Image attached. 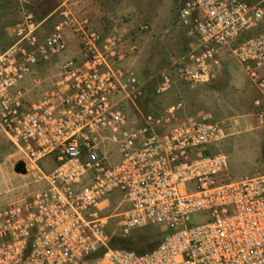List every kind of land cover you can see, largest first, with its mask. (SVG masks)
Here are the masks:
<instances>
[{"label":"built area","instance_id":"2783aa9c","mask_svg":"<svg viewBox=\"0 0 264 264\" xmlns=\"http://www.w3.org/2000/svg\"><path fill=\"white\" fill-rule=\"evenodd\" d=\"M263 3L183 0L177 12L191 38L180 75L205 80L227 48L255 84L262 125L264 30L248 31ZM40 24L29 15L0 45V136L45 183L0 205V264H264V172L223 178L227 155L207 150L227 136L226 120L182 114L181 99L143 112L145 80L124 64L135 44L125 46L117 30L100 35L67 4L48 33ZM67 29L79 51L60 60ZM147 30L139 24L128 39ZM172 78L163 71L153 94ZM110 203L123 206L117 236L158 226V242L142 252L110 246Z\"/></svg>","mask_w":264,"mask_h":264},{"label":"rangeland","instance_id":"374dc122","mask_svg":"<svg viewBox=\"0 0 264 264\" xmlns=\"http://www.w3.org/2000/svg\"><path fill=\"white\" fill-rule=\"evenodd\" d=\"M35 1V4L26 6L32 12V18L36 22H41L40 18L45 14V9L54 6V0ZM182 2L183 0H174L173 20L175 22H177V12ZM52 22V17L41 22L40 31L44 34L48 33L53 24ZM11 24L16 25V23L12 22L8 27L13 26ZM5 27H0V31L4 30ZM258 30H264V15L259 26L249 30L248 33H255ZM148 31H142L138 35L144 33L149 38ZM6 40L7 38L0 34V44L6 43ZM153 41V44L146 51H142L140 76L145 80L146 88L145 97L139 102L140 109L143 112L149 110L163 111L166 108L163 105H169L176 99H181L184 105V88L191 90V92H186L187 95H190V97L188 96L189 101L199 103L198 100L194 99L192 90L201 84L190 85L199 82L195 80H188L189 85L182 82L183 86L185 85L184 88H179L168 101H163L162 99L170 92L173 86L163 94H153L155 85L160 81L161 73L163 71L169 72L168 65L174 59L181 58L185 53L181 33H176L175 36L170 37L157 36L153 38ZM63 54H65V51L59 55L60 60ZM221 64L219 73L209 84L212 85V88L222 89L225 92L224 98L226 101L218 100L216 103H207L206 106L208 110L214 112L218 117H227L225 120L228 124V131L227 136L221 142L209 145L207 150L210 152H223L227 155V166L223 171V178L239 179L244 176L263 173L264 125L258 121V107L254 104L255 99L258 98L257 89L250 76L234 58L226 54L221 60ZM50 66L51 68L56 67L53 64ZM131 67L134 68L133 66ZM231 85L233 86L232 92H229L230 89L227 90V88H230ZM196 90L199 91L200 88ZM16 158L17 155L11 143L5 137L0 136V205L29 198L45 185L43 180L36 179L39 174L38 170L28 169L24 174L14 172L13 165L16 162ZM40 166L45 172L50 168L51 163L45 160ZM113 198H117V195H113ZM122 210L123 206L117 207V204L110 203L104 211V214L112 215L108 219L107 226L112 237H117L118 235L116 228L117 214ZM192 219L195 220L196 216H192ZM139 233L145 235L147 240L151 242L152 240H159L162 231L161 227L150 226L140 230ZM141 247L146 246L142 244Z\"/></svg>","mask_w":264,"mask_h":264},{"label":"crops","instance_id":"0c3cea01","mask_svg":"<svg viewBox=\"0 0 264 264\" xmlns=\"http://www.w3.org/2000/svg\"><path fill=\"white\" fill-rule=\"evenodd\" d=\"M35 2V0H0V27L6 26L4 30L0 31V34L7 38L6 43L0 44L2 47H7L15 40L16 25L14 26L11 24L13 26L10 27H8V25L12 22L17 24L25 20L29 15H32V12L28 10L26 5H32L35 4ZM53 3L54 6L45 9V14L40 18L41 22L50 17H52L54 22L58 7L62 4H67L78 19L85 17L89 22L88 26L97 31L100 35L103 36L112 30H117L122 38L126 40L123 42L125 46L135 44L137 47L136 52L124 60V64L130 67L133 66L139 75L141 73L142 51H146V49L153 44V38L157 36L170 37L175 36L176 33H181L185 48L184 55L191 48V38L187 34L186 27L178 21L175 22L173 20L174 0H54ZM139 24L149 25V38L143 33L144 35H137L133 41H130L128 37L131 33V29ZM64 42L66 50L61 60L72 57L79 51V38L69 29L64 32ZM226 54L231 56L227 48L222 49L216 55L215 60L208 64L206 70L207 77H205V80L192 84L188 82V79L180 75L179 72L184 55L181 56V58L174 59L168 65L169 72L173 77L171 85L173 87L162 100H170L179 88L183 89L185 85L183 86L182 82L188 85L190 84L191 86H194V84H201L194 87L195 89L192 90L194 99L198 100L199 103L190 102V95H187L186 92H191V90L184 88V105L181 113H190L194 115L207 114L214 118L218 117L214 112L207 109L206 104L216 103L218 100L226 101L224 98L225 92L222 89L212 88V85L209 84L219 73L222 66L221 60ZM232 87L231 85L227 90L230 89L229 92H232ZM199 88L200 92L196 90ZM218 118L227 119V117Z\"/></svg>","mask_w":264,"mask_h":264},{"label":"trees","instance_id":"16d2710c","mask_svg":"<svg viewBox=\"0 0 264 264\" xmlns=\"http://www.w3.org/2000/svg\"><path fill=\"white\" fill-rule=\"evenodd\" d=\"M158 240H152L151 242L147 240V237L141 233L135 232L126 237H112L110 240V246L120 247L129 250H135L137 252H142L153 247ZM144 244L146 247H141Z\"/></svg>","mask_w":264,"mask_h":264},{"label":"water","instance_id":"95a60500","mask_svg":"<svg viewBox=\"0 0 264 264\" xmlns=\"http://www.w3.org/2000/svg\"><path fill=\"white\" fill-rule=\"evenodd\" d=\"M13 171L16 173H21V174L26 173V167L22 160H18L14 163Z\"/></svg>","mask_w":264,"mask_h":264}]
</instances>
